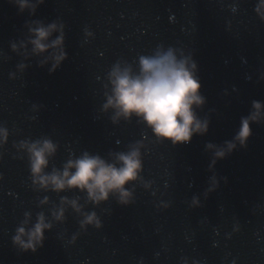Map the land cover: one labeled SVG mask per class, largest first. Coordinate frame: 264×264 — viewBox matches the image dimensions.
Instances as JSON below:
<instances>
[{"label": "water", "instance_id": "water-1", "mask_svg": "<svg viewBox=\"0 0 264 264\" xmlns=\"http://www.w3.org/2000/svg\"><path fill=\"white\" fill-rule=\"evenodd\" d=\"M258 4L45 0L33 15L0 0V127L10 131L8 143L0 145V264H264V122L252 125L247 147L238 145L214 166L207 149L233 141L252 102H264V17ZM34 21L64 25L68 59L55 73L51 64L40 66L41 57L12 49L27 40ZM159 47H172L198 66L205 104L196 111L209 130L188 144L160 142L135 118L113 123L112 110H103L113 66L135 70L140 55ZM21 63L28 65L23 71ZM45 137L59 145L52 161L57 167L72 154L107 157L144 139L147 187L134 186L130 206L113 198L96 207L79 192L61 193L81 196L103 228L85 231L69 208L66 222L53 221L44 247L25 253L11 239L24 213L48 212L50 205L40 208L39 200L48 195L58 203L59 196L33 191L27 154L18 144ZM213 177L218 187L209 192Z\"/></svg>", "mask_w": 264, "mask_h": 264}, {"label": "clouds", "instance_id": "clouds-1", "mask_svg": "<svg viewBox=\"0 0 264 264\" xmlns=\"http://www.w3.org/2000/svg\"><path fill=\"white\" fill-rule=\"evenodd\" d=\"M18 10L35 14L45 0H9ZM256 11L264 17V0H259ZM88 35H92L91 32ZM66 34L62 23L45 24L34 21L29 26V36L19 45L13 43L12 49L23 55L41 57L40 66L51 64L50 73H55L68 59L65 47ZM29 45L31 49L29 51ZM138 67L117 63L109 73L110 92L106 94L103 110H112L113 123L121 119L138 123L150 129L152 136L160 142H169L173 146L191 143L194 136L204 135L209 130L207 121L202 120L196 109L203 107L202 83L197 76V63L190 57L178 55L169 47H159L154 53L140 55ZM20 70L28 65L21 63ZM249 115L241 117L239 129L233 141L224 145L209 143L207 149L213 153V166L219 159L233 152L237 146L247 147L253 136V124L264 122V102L254 100ZM10 131L0 127V145L8 143ZM147 139V136H144ZM129 144L126 151L109 152L107 157L83 151L78 156L72 154L60 167L53 166L59 145L51 138L22 140L18 147L28 158L30 179L33 191L59 196V202H53L48 195L39 200L38 207L50 205L48 212L39 211L33 217L32 212H25L24 219L15 229L12 244L22 252H37L44 247L55 222L67 221V211L71 208L80 217L79 225L87 231L88 226L103 228V221L95 211H88L81 204V196L70 198L61 193H81L87 204L99 207L115 198L122 206L135 203L134 186L144 184V153L141 151L143 140ZM119 143V141H117ZM51 170L49 171V169ZM4 177L0 175V182ZM131 186V187H130ZM218 181L212 178L209 192L215 191ZM193 205L201 206L198 198H193ZM159 209V206H157ZM165 208L168 205H164ZM50 213V215H49ZM218 231V230H217ZM142 264V262H141ZM187 264V260L184 261ZM198 264V262H193ZM232 264H237L236 260Z\"/></svg>", "mask_w": 264, "mask_h": 264}]
</instances>
